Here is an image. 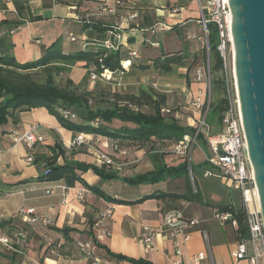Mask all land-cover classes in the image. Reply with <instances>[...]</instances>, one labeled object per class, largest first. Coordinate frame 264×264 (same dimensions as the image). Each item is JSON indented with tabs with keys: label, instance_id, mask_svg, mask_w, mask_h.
Listing matches in <instances>:
<instances>
[{
	"label": "crops",
	"instance_id": "1",
	"mask_svg": "<svg viewBox=\"0 0 264 264\" xmlns=\"http://www.w3.org/2000/svg\"><path fill=\"white\" fill-rule=\"evenodd\" d=\"M111 7H115V13L106 11ZM202 10L205 12L203 0H0V55H13L19 62L36 60L42 55L43 48L58 38L62 39L64 52L79 50L91 37L90 28L83 26L88 21L118 28L122 49L138 50L139 56L135 58L138 62H150L161 49L170 50L171 37L177 32L182 34L185 49L199 53L204 44L200 23ZM132 15L136 16L131 18ZM162 24L169 28L159 29ZM151 28L155 32L147 31ZM71 37L76 40L72 41ZM151 47L153 51H150ZM76 67L84 69L76 77L87 72L83 62H77L70 70ZM191 85L192 98L186 106L190 112L187 124L196 126L200 115L194 113L191 102L202 83L194 80ZM2 99L0 96V102ZM12 113L0 124V221H6L0 236L11 239L10 247L0 243V264H91L94 257L106 260L108 264H137L119 261L109 255V251L152 264H189L196 254L207 249L203 230L208 233L215 264H249L247 259L233 257L238 241L237 226L221 223L213 206L233 204L239 207L238 190L234 189L238 200L230 193H223L209 199L204 196L202 203L183 201L184 216L197 218L200 223L189 227L191 236L188 240L181 234L172 237L162 227L166 212L160 199L117 204L94 194L73 174L55 181L37 180L44 174L46 160L54 155L53 149L59 148L58 145L65 152L59 154L58 164L70 159L99 163L87 147L68 148L76 133L64 128L46 107ZM26 131L43 136V141L30 147L25 141L18 140V136ZM107 151L123 160L119 166H106L121 177L154 169V161L150 162L144 153L135 151L122 156L111 149ZM29 155H33V162L27 160ZM127 157L129 159L124 162ZM164 160L175 164L178 159L165 155ZM198 172L197 182L203 192L199 177L208 179L211 176H204L203 169ZM77 173L88 185L102 187L113 197L127 200H136L155 191H181L185 183L180 177L156 184L129 185L119 179L103 181L92 169ZM112 181L122 182L118 184V190H106V185L110 186ZM79 189L86 191L83 200L77 197ZM21 207L49 211L55 217L54 225L25 223L17 215ZM64 228L68 229V238L58 230ZM103 231L104 239L99 241L102 244H95L93 238L97 239V234ZM146 233L152 235L150 243L143 242ZM78 241L92 242V253L82 251Z\"/></svg>",
	"mask_w": 264,
	"mask_h": 264
},
{
	"label": "trees",
	"instance_id": "2",
	"mask_svg": "<svg viewBox=\"0 0 264 264\" xmlns=\"http://www.w3.org/2000/svg\"><path fill=\"white\" fill-rule=\"evenodd\" d=\"M90 28V40L83 43L79 50L64 52L62 39L58 38L50 46L44 47L42 55L32 61L19 62L13 55H0V124H3L7 117L16 110H28L37 107H46L49 112L56 116L60 124L75 133L85 132L100 134L117 141L121 147L137 148L158 142H173L181 140L185 134H195L197 126L184 124L176 116V111L168 106V97L164 91L141 85L137 92L119 93L113 95V103L107 107L89 106V98L85 94L75 91L72 79L67 80L65 86H59L55 81V75L66 72L77 62H83L87 72L96 71L101 73L104 69H109L115 73L111 81L118 82L121 75V84L129 68L139 73L147 72L150 69L162 74H171L178 68L187 67L190 59H197L199 53H192L187 49L176 51H164L150 62H138L130 55V51L136 49L123 50L121 45L117 49L107 48L103 40L108 37V32L114 27L95 21H88L83 25ZM209 28V58L211 62L212 87L220 89L221 97L217 101H211L209 109H205L206 124L213 128L212 133H217L221 129L222 115L225 109L223 99V84L220 77L222 59L217 49L218 37L215 26L208 25ZM138 51V50H137ZM205 58H208L207 49L203 51ZM130 61L129 67H124L123 62ZM39 69L47 71V78L44 82L35 80L31 73ZM219 93V92H218ZM220 94V93H219ZM220 96V95H219ZM165 109H170L167 112ZM119 120V124L117 121ZM123 122V123H122ZM200 144L207 147L205 134L200 130L197 135ZM53 149L54 155L49 157L47 168L44 174L37 180L55 181L63 178L66 174H73L78 180L84 182L91 191L104 198L106 201L117 204H136L148 199H160L164 203L165 212L182 209V202L204 201V195L197 182L196 173L200 169H206L205 161L194 164L188 159L177 158L175 164L166 163L163 152L153 151L154 169L135 176H119L117 173L106 169V165L91 164L78 160H66L63 164L57 163L59 154L65 153L61 146ZM92 169L101 180L108 181L119 179L129 185L156 184L167 179L183 177L185 183L181 191H155L144 195L136 200H127L113 197L102 188L96 185H88L77 173L87 172ZM190 170L194 174L195 186L190 175ZM217 211L230 212L233 219L237 220V233L247 236V226L245 214L241 205L233 204L213 205ZM6 221L1 220L2 227ZM68 238V229H58ZM95 244L101 245L96 237L93 238ZM109 255L119 261L128 260L137 264H152L144 259H136L112 253Z\"/></svg>",
	"mask_w": 264,
	"mask_h": 264
},
{
	"label": "built area",
	"instance_id": "3",
	"mask_svg": "<svg viewBox=\"0 0 264 264\" xmlns=\"http://www.w3.org/2000/svg\"><path fill=\"white\" fill-rule=\"evenodd\" d=\"M117 3L120 4V1ZM110 13H115V7L106 9ZM136 15H132L134 18ZM206 45L208 58L207 62L196 67L195 80L202 83L198 87L195 96L191 102L194 113H199L200 126L195 134H185L184 137L172 145V154L177 158L188 159L192 161V152L196 144L199 143L197 135L200 130L208 127L206 124L205 109H209L212 92V77H211V62L209 58V28L211 23L215 26L218 43L217 49L222 59L220 68V78L223 84V99L225 101V109L222 115L221 129L217 133H205L206 145L208 152L205 155L204 161L207 163V168L203 170L204 176H216L224 184L232 189H236L240 193L241 207L245 214V223L247 226V236L238 234L237 248L233 252V257L236 259H247L249 264H264V222L261 212L260 196L255 179V171L252 165L248 145L244 130L241 102L237 84L235 60H234V44L232 36V11L229 0H206L205 12L202 10V18L200 20ZM169 26L160 25L159 29L166 30ZM114 28L108 32V37L103 40L104 45L109 49H117L120 47L121 35ZM147 31L155 32L154 28ZM71 40H76L71 37ZM151 44L155 45L158 43ZM132 57L139 56V51H130ZM124 67L125 64L123 62ZM127 68V67H126ZM121 75L118 83L121 84ZM115 73L109 69H104L103 72H90V79L93 82L98 80L114 79ZM157 85L154 84V87ZM167 112L170 109H165ZM178 118L181 117L176 113ZM18 140L25 141L30 147H33L37 142L43 141V136H38L33 131H26L18 136ZM87 147L91 154L95 157L100 165L119 166L114 154L108 152L111 149L113 153L122 156H127L130 148L121 147L117 141L112 140L100 134L78 132L73 137L68 145L69 149ZM27 160L34 161L33 155H29ZM134 162V161H133ZM190 175L195 186L194 174L190 170ZM86 191L79 189L77 197L80 200L85 198ZM111 211H108L110 214ZM17 215L28 224H41L45 227L54 225L55 217L49 211H39L35 207H21L17 211ZM215 216L221 223L230 222L238 227L237 220L233 219L230 212H220L216 210ZM1 223V221H0ZM200 220L197 218L188 219L184 216L182 209L168 211L164 214L162 227L170 236L175 237L181 234L185 240L191 236L190 226L197 225ZM1 231V226H0ZM105 232L97 234V240L104 239ZM204 239L207 241V249L196 254L189 264H215L214 256L211 251L208 239V233L203 230ZM152 240L151 233L143 235V242L150 243ZM0 243L5 246L11 245V239L5 236H0ZM78 246L84 252L92 253V242L78 241ZM91 264H108L106 260L93 258Z\"/></svg>",
	"mask_w": 264,
	"mask_h": 264
},
{
	"label": "rangeland",
	"instance_id": "4",
	"mask_svg": "<svg viewBox=\"0 0 264 264\" xmlns=\"http://www.w3.org/2000/svg\"><path fill=\"white\" fill-rule=\"evenodd\" d=\"M205 2L206 0H203L204 4ZM202 36H203V32H202ZM172 37L170 41L173 44L170 47L171 48L170 51L180 50L179 48L181 47L185 49V45H184L185 42L182 41L181 32L174 33ZM205 48H206V45L203 44V47H201L197 59H194V60L190 59L188 61L189 64L187 65V67L178 68L175 72L171 74H162L153 69H150L144 73H139L136 70L129 68V72L127 73V75H125L122 84H119L118 82L111 81L112 79L102 80V81L98 80L96 82H93L90 79L89 72H86L84 76L82 77L80 76L76 77L77 73H81L80 71L84 70L82 68L76 67L74 68V70L68 69L66 72H63L61 74H56L55 81L59 86H65L67 84V80L72 79L74 81L73 87L75 91L79 94L87 95L89 98V106L93 109L97 107L111 106V104L113 103V95L116 92L123 93V94L134 93L138 91V88L141 85H145V86L149 85L151 87H154V84H156L157 85L156 89L164 91L167 94L168 106L172 110L176 111V113H179L181 115L179 119L181 120L182 123L187 124L188 123L187 117L189 116L190 112L186 108V106L189 105L188 102H190L192 98L191 83L194 82L195 80L194 74L196 71V67L198 65H201L207 62V59L203 55V51ZM150 49H151L150 51H153L152 47ZM142 50L145 54H147V50L144 47H142ZM154 57L155 56L151 58H154ZM71 74H75V75L71 76ZM31 75L35 80L44 82L47 78V71L44 69H39L36 72H32ZM211 76H212V79L215 78L214 73H212ZM217 76L220 77L219 72ZM211 96H212L211 101H217L221 97L220 89H218L217 91V88L215 87V85H213L212 87ZM116 121H117V124L121 122L119 120H116ZM196 126L199 128L200 123L198 122ZM203 132L204 134L212 133L213 128L208 126L203 129ZM173 144H174L173 142H169V141H165V142L164 141L163 142L154 141V144L151 143L143 147H137L135 149L134 147L130 148L129 153L130 152L133 153L135 151H137L138 153L139 152L144 153L145 155H147V158L149 159V161L153 162L154 161L153 151L163 152L167 156L175 157L171 152ZM207 152H208L207 147L203 146L200 143L196 144L192 152L193 163L196 161H200V160L204 161V158ZM129 153L127 156H129ZM128 159L129 157L125 158L124 162H126ZM116 161L119 164L123 162V160L119 158H116ZM198 174L199 172H197V175ZM199 180L201 181L203 185L202 189H203L205 198L209 199L214 196L215 197L221 196L223 195V193L224 194L226 193L227 195L228 193H230V195L232 196V198H234V200H238L239 198L236 190L224 184L217 177L211 176L210 178L206 179V178H203V176H200ZM119 183H122V182L112 181V184L110 186L106 185V188H107L106 190H118Z\"/></svg>",
	"mask_w": 264,
	"mask_h": 264
},
{
	"label": "water",
	"instance_id": "5",
	"mask_svg": "<svg viewBox=\"0 0 264 264\" xmlns=\"http://www.w3.org/2000/svg\"><path fill=\"white\" fill-rule=\"evenodd\" d=\"M229 2L244 130L264 222V0Z\"/></svg>",
	"mask_w": 264,
	"mask_h": 264
},
{
	"label": "bare ground",
	"instance_id": "6",
	"mask_svg": "<svg viewBox=\"0 0 264 264\" xmlns=\"http://www.w3.org/2000/svg\"><path fill=\"white\" fill-rule=\"evenodd\" d=\"M130 63H131L130 61H124L126 67H129Z\"/></svg>",
	"mask_w": 264,
	"mask_h": 264
}]
</instances>
